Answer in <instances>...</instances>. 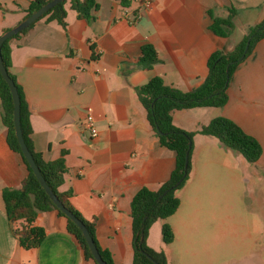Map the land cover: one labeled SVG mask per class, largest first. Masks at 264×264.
Returning <instances> with one entry per match:
<instances>
[{
	"label": "crops",
	"instance_id": "1",
	"mask_svg": "<svg viewBox=\"0 0 264 264\" xmlns=\"http://www.w3.org/2000/svg\"><path fill=\"white\" fill-rule=\"evenodd\" d=\"M30 2L0 0V34L25 18ZM97 2L90 21L67 4L66 27L43 18L13 38L11 72L24 90L35 150L46 161L63 158L61 190L71 189L74 207L87 220H96L100 247L117 264H132V200L143 187L158 189L176 165L175 151L160 143L136 88L156 76L183 91L199 87L208 75L210 55L233 50L264 18V0H132L130 6L119 0ZM230 7L238 10L236 28L230 36H220L211 30L209 11L225 17ZM147 44L159 59L150 68L141 62ZM228 95L223 107L173 112L176 126L195 132L190 177L176 191L178 211L167 219L176 237L204 229L210 209L214 231L236 236V205L249 161L198 131L218 116L233 120L260 142L263 152L255 164L258 173L264 172V38L236 69ZM89 113L96 137L87 123ZM28 174L27 164L8 142L0 99V264H97L86 257L68 219L56 209L39 212L33 223L44 231L41 243H23L16 235L24 221L10 219L3 190L20 187ZM162 223L151 227L147 241L171 261L173 242L160 239ZM260 232L249 233L257 256L251 264H262Z\"/></svg>",
	"mask_w": 264,
	"mask_h": 264
},
{
	"label": "trees",
	"instance_id": "2",
	"mask_svg": "<svg viewBox=\"0 0 264 264\" xmlns=\"http://www.w3.org/2000/svg\"><path fill=\"white\" fill-rule=\"evenodd\" d=\"M48 1L31 0L26 10L25 18ZM119 1L124 6H130L132 3V0ZM67 4L77 12L78 17L89 21L93 19L92 12L99 8L97 0H64L37 21L45 18L48 22L57 21L63 27H66V17L68 14ZM228 10V15L225 17L216 16L212 11H209V14L213 17L211 30L224 37L230 36L236 28L235 17L238 10L235 7H230ZM36 22L21 33L5 41L2 46L4 64L10 76L16 82L21 97V122L24 138L52 190L58 195L66 207L85 222L107 264H117L111 252L102 249L97 241L96 220H87L74 207L71 202V196L73 195L71 189L61 190L66 180V168L63 158L52 161L44 160L41 154L35 150L31 139L32 125L28 103L22 86L18 83L16 76L11 72L12 48L10 41L28 31ZM262 38H264V18L249 28L247 35L236 44L233 50L224 51L218 49L210 55L208 59V75L203 83L193 90L183 91L170 86L160 76L153 77L144 85L136 88L139 98L147 110L149 123L156 132L160 143L175 151L176 165L170 178L162 183L158 189L154 190L149 187H143L135 194L132 200V246L134 251L132 264H170L166 253L149 246L147 240L151 227L157 221H162L163 242L165 244L174 242L175 233L167 219L174 215L180 207L181 200L176 195V191L186 184L192 168L191 153L195 132L187 131L176 126L173 121V112L197 107L225 106L229 99L228 86L233 74L238 66L253 53L256 44ZM249 40L250 46L246 51L245 49ZM158 61L159 59L154 47L150 44L144 45L143 55L141 57L142 64L150 68ZM0 99L3 104V121L8 127V142L12 149L22 156L29 169V174L22 181L20 187L5 188L3 190L6 210L10 219L24 221L23 224L15 228L16 235H18L23 243H41L44 237V231L41 227L33 225V223L39 212L56 209L68 219L69 227L79 239L86 257L93 259L99 264L94 258L82 230L56 206L25 158L15 133L12 93L1 72ZM198 132L217 138L223 146L242 154L250 163H257L262 155L260 142L255 137L246 133L237 123L229 118L223 116L215 117L210 123L203 125Z\"/></svg>",
	"mask_w": 264,
	"mask_h": 264
},
{
	"label": "rangeland",
	"instance_id": "3",
	"mask_svg": "<svg viewBox=\"0 0 264 264\" xmlns=\"http://www.w3.org/2000/svg\"><path fill=\"white\" fill-rule=\"evenodd\" d=\"M248 167L250 173L241 180L244 189L236 205V236L214 231L210 209L204 229H189L175 236L169 251L170 264H251V259L257 257L252 254L254 237L249 233L263 231L259 238L264 241V172L258 173L256 164L250 162ZM257 252L264 264V247Z\"/></svg>",
	"mask_w": 264,
	"mask_h": 264
},
{
	"label": "water",
	"instance_id": "4",
	"mask_svg": "<svg viewBox=\"0 0 264 264\" xmlns=\"http://www.w3.org/2000/svg\"><path fill=\"white\" fill-rule=\"evenodd\" d=\"M64 0H49L47 3L42 5L39 9L34 11L32 14L24 18L20 23H18L16 26L8 29L7 31L0 34V72L5 79V81L8 83L12 97H13V103H14V125H15V133L17 136V139L20 143L21 149L23 151V154L25 158L27 159L29 165L31 166L33 172L35 173L36 177L38 178L39 182L45 189V191L48 193V195L51 197L53 202L56 204V206L65 213L69 218H71L82 230L83 235L91 249V252L94 256V258L97 260L99 264H107V262L103 259L99 248L93 238V236L90 233L89 228L85 224V222L79 218L75 213H73L68 207L65 206V204L60 200L58 195L52 190L50 185L47 183L46 179L44 178L40 167L36 163V160L33 156V153L31 152L30 148L28 147L26 140L24 138L23 130H22V122H21V97L18 90V87L16 85V82L14 79L10 76L9 71L7 67L4 64L3 55H2V46L5 41L12 38L18 33H21L26 28L31 26L34 22H36L39 18H41L45 13L53 9L56 5L61 3ZM250 46V40L247 43L246 51L249 49Z\"/></svg>",
	"mask_w": 264,
	"mask_h": 264
},
{
	"label": "built area",
	"instance_id": "5",
	"mask_svg": "<svg viewBox=\"0 0 264 264\" xmlns=\"http://www.w3.org/2000/svg\"><path fill=\"white\" fill-rule=\"evenodd\" d=\"M87 123H88L90 130H91L92 136L96 137L98 135V130L94 126V117L91 113H89V115L87 116Z\"/></svg>",
	"mask_w": 264,
	"mask_h": 264
}]
</instances>
